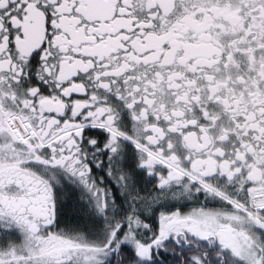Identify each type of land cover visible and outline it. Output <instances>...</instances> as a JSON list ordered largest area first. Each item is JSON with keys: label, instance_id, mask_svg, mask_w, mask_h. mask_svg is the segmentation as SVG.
<instances>
[{"label": "snow or ice", "instance_id": "snow-or-ice-1", "mask_svg": "<svg viewBox=\"0 0 264 264\" xmlns=\"http://www.w3.org/2000/svg\"><path fill=\"white\" fill-rule=\"evenodd\" d=\"M0 264H264V0H0Z\"/></svg>", "mask_w": 264, "mask_h": 264}]
</instances>
